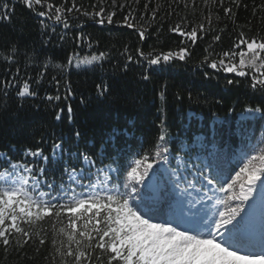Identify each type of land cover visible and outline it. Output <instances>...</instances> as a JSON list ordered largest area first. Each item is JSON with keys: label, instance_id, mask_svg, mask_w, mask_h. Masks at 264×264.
Returning <instances> with one entry per match:
<instances>
[{"label": "trees", "instance_id": "obj_1", "mask_svg": "<svg viewBox=\"0 0 264 264\" xmlns=\"http://www.w3.org/2000/svg\"><path fill=\"white\" fill-rule=\"evenodd\" d=\"M248 54L258 64L241 67ZM74 56L99 59L75 67ZM249 109L260 115L241 122ZM248 130L258 153L226 184L222 233L250 218L264 154V0H0V172L30 163L57 191L72 169L89 170L87 157L114 166L129 202L163 218L169 187L132 177L137 161L160 173L168 149L182 154L181 139L203 134L218 173L232 174ZM75 207L58 197L0 227V264H126L105 212Z\"/></svg>", "mask_w": 264, "mask_h": 264}, {"label": "rangeland", "instance_id": "obj_2", "mask_svg": "<svg viewBox=\"0 0 264 264\" xmlns=\"http://www.w3.org/2000/svg\"><path fill=\"white\" fill-rule=\"evenodd\" d=\"M98 59L96 56H74L70 63L75 67H85ZM246 64H258L257 56L246 55L240 66ZM256 115L257 112L249 111L240 119L246 120ZM239 134L242 138L247 137L246 145L239 147L234 155L237 163L232 174L215 173L219 170L208 159L217 153V145H206L201 134L195 138L193 151L185 141L182 142V148L193 153L192 157H173L169 152L168 158L161 161L159 168L163 177L156 174L151 160L137 161L131 172L132 177H141L142 181L151 179L150 183L158 190L165 188L164 180L170 185L173 201L164 220H150L129 201L112 197L120 193V188L112 180L115 169L111 166L92 171L93 163L85 158L84 163L91 168L90 173L73 170L69 173L67 184L58 189L59 192L50 187L47 193V183L41 172L35 174L33 167L12 164L0 174V227L5 233L16 226L20 217L40 213L48 195L63 196L79 204L73 212H90L93 209L105 212L110 226L107 234L108 240L111 239V248L126 264H264V154L250 173L246 199L251 202L252 217L240 234V241L243 235L257 236L260 242L257 246L261 251L233 246L230 238L236 235L220 234L226 182L234 175L235 178L239 169L248 168L246 162L258 153L257 141L250 138L252 135ZM143 170L149 176L143 177ZM215 178H219L216 183L213 182ZM102 193L109 198L102 205L86 199Z\"/></svg>", "mask_w": 264, "mask_h": 264}]
</instances>
